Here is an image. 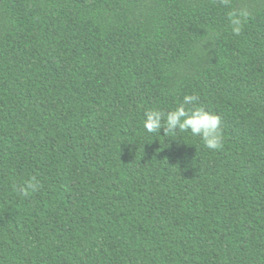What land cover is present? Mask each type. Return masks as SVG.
<instances>
[{
	"label": "trees",
	"instance_id": "16d2710c",
	"mask_svg": "<svg viewBox=\"0 0 264 264\" xmlns=\"http://www.w3.org/2000/svg\"><path fill=\"white\" fill-rule=\"evenodd\" d=\"M0 264H264V0H0Z\"/></svg>",
	"mask_w": 264,
	"mask_h": 264
},
{
	"label": "clouds",
	"instance_id": "9594fccd",
	"mask_svg": "<svg viewBox=\"0 0 264 264\" xmlns=\"http://www.w3.org/2000/svg\"><path fill=\"white\" fill-rule=\"evenodd\" d=\"M240 30L239 27L233 29L237 35ZM198 100L197 95H184L182 104L173 110L163 111L154 108L146 111L143 128L148 133L158 135H161V130H163V136L177 132H189L193 137H199L207 149H221L223 147L222 118L215 112L199 106ZM39 189V182L32 178L18 191L22 197L27 198Z\"/></svg>",
	"mask_w": 264,
	"mask_h": 264
}]
</instances>
